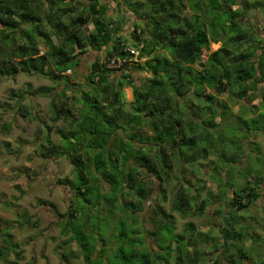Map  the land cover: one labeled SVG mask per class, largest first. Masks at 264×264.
Returning <instances> with one entry per match:
<instances>
[{
    "label": "trees",
    "instance_id": "1",
    "mask_svg": "<svg viewBox=\"0 0 264 264\" xmlns=\"http://www.w3.org/2000/svg\"><path fill=\"white\" fill-rule=\"evenodd\" d=\"M77 1L81 0H0V73L12 77L41 74L65 85L63 99L53 103L56 116L51 118L53 124L59 120L67 123L66 128L59 129L62 142L56 144L47 138L48 150L42 152L46 158L66 155L73 165V178L58 180L73 191L72 204L64 213L54 209L62 223V234L69 235L56 248L62 264L79 253L83 264H98V248L92 243L93 230L88 224V212L96 209H116L125 222L132 218V229H122L119 239L123 241L117 256L120 264H170L172 252L174 264H206V248L218 252L208 264L264 261V234L258 233L251 221L246 223L244 214L264 198V191H260L264 189V169L254 173L239 167L248 162L238 157L249 139L264 134V123L252 122L258 114L264 116V32L243 23L253 5L244 0H116L122 10L120 24L109 14V10L115 11L109 4L113 0H82L78 7L74 5ZM259 5L264 8V2ZM187 10L193 13L186 14ZM126 12L136 18L128 37L123 33ZM130 37L136 39L132 46L139 47L145 59L119 68L108 67L106 63L114 54L132 57L126 50L131 46ZM220 41L221 47L204 59L210 43ZM91 49L100 56L86 74L90 88L84 89L83 83L75 89L77 84L65 73L77 69L82 56ZM141 68L151 76L138 84L132 73ZM116 73L119 77L114 78ZM116 85L132 88L130 109L124 108L123 91ZM49 89L40 87L37 92ZM68 90H74L76 96L66 95ZM248 92L252 99L259 97L258 107L243 106L235 113L232 108ZM189 94L204 96L201 105L195 111L191 106L179 110L182 105L178 98ZM74 108L78 109L76 114ZM21 114L32 115L27 107H22ZM236 119L237 124L233 122ZM142 127L153 134L142 137ZM236 135L240 140H234ZM146 140L149 144L144 146ZM167 149L175 150L183 164H196L212 153H218L220 162L238 157L240 163L230 166L229 177L218 178L223 190L217 196L225 198L227 206L219 221L220 235L197 230L193 222H187L182 232H175V213L181 218L201 216L210 197L198 202L196 196L187 195L181 183L169 211L151 203L155 228L147 234L156 236L152 240L158 248L153 250L143 238L142 216L134 215V210L152 200L157 180L163 184L173 168ZM140 171L147 173L145 178H139ZM148 177L153 178L155 186H148ZM240 177L248 180L243 186ZM229 186H233L230 199L226 196ZM163 193L162 200L166 201ZM78 215H83L81 220ZM18 216L28 223L32 218L27 211ZM34 224L38 226L39 221ZM3 235L0 260L9 263V255L19 244L13 243L9 232L0 231ZM159 235L163 240L157 239ZM164 239L169 244L159 245ZM74 243L78 248H73ZM255 251L260 260L254 257Z\"/></svg>",
    "mask_w": 264,
    "mask_h": 264
},
{
    "label": "rangeland",
    "instance_id": "2",
    "mask_svg": "<svg viewBox=\"0 0 264 264\" xmlns=\"http://www.w3.org/2000/svg\"><path fill=\"white\" fill-rule=\"evenodd\" d=\"M81 1H77L74 5L78 7ZM239 1L242 2L243 0ZM109 2L115 9V11L109 10V14L112 17H116L115 19H119L121 24V18L123 19L122 10L117 7L116 0ZM241 2L240 4L242 5ZM244 2L252 4L253 6L249 9L250 13L247 19H244L243 23H247L252 27H258L260 33H263L264 8L262 5H259V2L263 3L264 0H244ZM233 6L237 7V4L235 3ZM185 13L190 15L193 12L187 10ZM125 15L127 22L124 24L123 33L128 37L133 29L136 18L134 19L131 12H126ZM117 20H115V23H117ZM91 28L92 25H89V30ZM128 42L132 46L136 42V39L130 37ZM38 45L42 47L41 41L38 42ZM221 45V41L217 43L211 42L209 49L204 51V59L208 58L210 53L216 51ZM95 54V50L92 49L85 53L77 69H73L70 74H67L70 81L77 84L74 87L75 89L79 88L78 85L83 83H85L84 89L87 90L90 88L86 84V74L89 71L91 63L94 61ZM134 70V73H136L135 81L138 84L139 81H143L146 77L151 76V72L145 69ZM117 77H119V74L116 73L114 78ZM116 86L124 91L120 85ZM40 87H48L50 89L47 92H37ZM64 87L65 85L62 82L57 83L41 74L28 75L19 73L12 77L0 73V231L9 232L13 236V243L19 244V247L14 249L9 255V263H4L0 260V264H30L31 262L33 264H62L61 256L56 248L69 235L64 236L62 234V223H60V218L54 209L64 213L72 204V198L74 197L73 191L70 190L68 185L65 186L59 183L58 180L67 177L73 178V165L66 155L46 158L42 156V152H47L48 150L47 138L56 144H61L62 142L59 129L66 128L67 123L59 120L53 124L51 118L54 114L52 111L53 103L58 104L63 99L61 91ZM129 90L131 93L130 100H132L134 99L133 92L131 91L132 89L129 88ZM66 95L76 96L74 90H68ZM251 96L252 94L248 92L232 110L235 113H239L243 106L258 107L260 102L259 97L252 99ZM223 97V99L227 98V92ZM196 98L192 94H189L187 97H179L178 101L182 105V108H179V110L186 109L189 106L192 107L191 109L193 111L197 110L204 96H196ZM124 99V108L128 110L131 107L126 99ZM215 103L217 102L215 101L212 105ZM22 107H27L35 118H32V115L29 114L23 116L21 114ZM77 112L78 109L74 108L73 113L76 114ZM219 119L217 120L218 122ZM233 122L237 124L239 120L236 119ZM252 122L263 124L264 116L258 114ZM250 125L253 126L254 124ZM140 130L143 134L142 137L153 134L147 127H142ZM229 131H231L230 128ZM223 133L227 135L229 132ZM254 139H249L250 142L244 146V151L238 152V157H243L248 162L247 165H244L243 162L242 166L239 165V167L244 169L248 168L249 170L252 169L255 173L256 171H260V169H264V134H260ZM234 140H240L239 135H236ZM147 144L149 142L146 140L144 146ZM166 151L171 156L173 168L168 170L169 175L165 178L163 184L158 183L157 180L155 186L151 180L153 178H146L148 179L149 187L155 186L152 200H149L144 208L137 207L134 210V215L141 214L142 216L140 228L145 231L146 238L145 235H143V238L144 240L146 239V244H149V247L153 250L158 248L152 240V237L156 239V236L147 234V231L155 228L152 222L153 208L151 203L169 211L171 202L181 183L183 187L187 188V195L189 197L196 196L197 199L195 198V200L198 202L208 196L210 197L208 198L206 213L201 216L192 215L181 218L178 213H175V232H182L187 222H193L197 230L209 233L211 236H219L221 229L219 221L220 218H223L222 214L225 215L224 211L227 210V206L225 207V198H218L217 196L221 195L223 190L218 178L229 177L230 166L234 164L238 165L240 160L237 157L233 158L231 162L226 163L223 160L220 162L218 153L217 155L212 153L206 158L201 157L196 164H183L176 158L175 150L167 149ZM153 153L155 154L156 150ZM223 163H225L224 166ZM218 166L221 167H219L217 172ZM139 173V178H145L147 175L143 171ZM242 177H240L239 184L243 186L248 180ZM154 181L156 180L154 179ZM232 189L233 186H229L227 189L226 196L228 199L232 196ZM126 191L128 192L127 189ZM164 191L167 196L166 201L162 200ZM260 191L263 193L264 189L262 188ZM223 205L224 210L221 212L220 206ZM24 211L32 215L29 223L25 222V217L21 219L18 216V214ZM88 213L90 215L88 224L93 230L91 235L93 239L92 243H96L98 248L97 258L95 259L96 263L120 264L117 256L120 255V244L123 241L119 239L122 238V229L127 231L132 229V218H129L128 222L123 221L125 219L119 216V212L116 209L102 211L96 209ZM244 214L247 217L246 223L251 221L252 227L254 228L256 226L258 233L263 235L264 223H261V221L264 222V198H260L256 205L250 206ZM82 216L78 215V219L81 220ZM38 221L39 224L36 226L34 223ZM162 236L164 235L162 234ZM160 237L159 235L157 239ZM3 238L4 235L0 236V246L5 243ZM140 239H142L141 234ZM162 240L158 242L159 245L164 246L169 244V240L164 239V242ZM247 244L250 245V243ZM144 247L141 249L142 252L145 249ZM73 248H78L75 243L73 244ZM65 252L68 251L65 250ZM77 253H79V250H77ZM204 253L207 254L205 255L206 264L211 263L218 256V252L214 249L210 250L206 248L204 249ZM171 255L170 264H174L175 253L172 252ZM253 255L256 259L260 260V256L258 257L256 251ZM83 261L82 254L79 253L76 257L70 256L67 264H83ZM258 262L259 264L261 262L264 263L263 260ZM158 264L164 263L160 261Z\"/></svg>",
    "mask_w": 264,
    "mask_h": 264
},
{
    "label": "built area",
    "instance_id": "3",
    "mask_svg": "<svg viewBox=\"0 0 264 264\" xmlns=\"http://www.w3.org/2000/svg\"><path fill=\"white\" fill-rule=\"evenodd\" d=\"M126 50H128L132 54V57L122 58L118 56L117 54H114L113 57L110 58L108 62L106 63L107 66L111 68H119L124 63L137 64V63L142 62L145 59L144 57L140 56L141 50L139 47L129 46ZM68 72H70V70Z\"/></svg>",
    "mask_w": 264,
    "mask_h": 264
},
{
    "label": "crops",
    "instance_id": "4",
    "mask_svg": "<svg viewBox=\"0 0 264 264\" xmlns=\"http://www.w3.org/2000/svg\"><path fill=\"white\" fill-rule=\"evenodd\" d=\"M263 20H264V19H263ZM95 53H96V54L94 55V60H95L98 56H100V53H99L98 51H95ZM134 72H135V71H134ZM134 72L132 73V75H133V78L135 79V76H136L135 74H136V73H134ZM129 88L132 89V88L129 87V86H125V87H124V91H123L124 98L126 99L127 102H130V101L133 100V99L130 100V94H131V93H130ZM131 91L133 92V90H131ZM54 157H61V156H54Z\"/></svg>",
    "mask_w": 264,
    "mask_h": 264
},
{
    "label": "clouds",
    "instance_id": "5",
    "mask_svg": "<svg viewBox=\"0 0 264 264\" xmlns=\"http://www.w3.org/2000/svg\"><path fill=\"white\" fill-rule=\"evenodd\" d=\"M68 71H69V70H68ZM68 71H67L65 74H70V73L72 72V70H70V72H68ZM129 87H130V86H129Z\"/></svg>",
    "mask_w": 264,
    "mask_h": 264
}]
</instances>
